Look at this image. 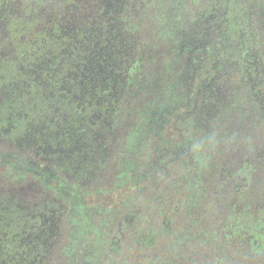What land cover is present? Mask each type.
Returning a JSON list of instances; mask_svg holds the SVG:
<instances>
[{
	"label": "trees",
	"instance_id": "16d2710c",
	"mask_svg": "<svg viewBox=\"0 0 264 264\" xmlns=\"http://www.w3.org/2000/svg\"><path fill=\"white\" fill-rule=\"evenodd\" d=\"M231 1L225 0L224 4ZM24 3L27 6L23 11H33L36 18L20 20L19 28L26 32L21 47L29 62L43 56L48 63L39 75L40 81L30 85L23 109L37 124L36 130L46 123L45 131L55 144L62 142V153L47 162L35 158L33 150L6 147L12 156L6 172L17 179L27 176L33 183L22 196L31 211L37 212L45 205H54L58 210L50 264H89L96 256L105 262L111 258L110 264H138L133 246L147 251L157 241L173 236L180 205L175 193L180 189L176 183L179 178L173 180L175 188L171 195L157 197L144 194L140 197L132 180L109 183L104 178L107 172L116 170L128 151L129 133L132 137L137 126L139 105L148 104L156 64L142 31L153 30L156 36L167 34L173 16L168 13L153 23L148 15V0H24ZM211 12L216 13L214 9ZM205 21L206 44L203 50L199 49L202 55L212 48L206 31H223L213 16ZM223 25L226 33L236 36L235 24L224 21ZM256 41L264 52V11ZM254 65L252 62L247 70ZM172 73L175 70L163 62L157 75L168 80ZM176 73L181 76V69ZM242 76L246 85L252 84L248 88L251 96L262 102L264 89L258 81L249 71L244 70ZM61 85L65 86L63 90H59ZM191 94H179L182 106L192 98ZM212 103L215 106L210 105V112L219 108V103ZM157 123L156 136L168 138L164 132L168 124L165 116L161 115ZM138 153L137 149L130 152L135 156ZM64 168L71 171L65 172ZM168 182L171 181L156 182L153 187L163 189ZM140 208L146 215L143 221ZM107 209L122 211L115 213L118 217H109ZM245 209L237 202L231 205L234 225L232 233L223 238L237 244L240 253L238 258L227 259L230 264H264V216L254 219L250 226L243 225L241 215Z\"/></svg>",
	"mask_w": 264,
	"mask_h": 264
},
{
	"label": "rangeland",
	"instance_id": "374dc122",
	"mask_svg": "<svg viewBox=\"0 0 264 264\" xmlns=\"http://www.w3.org/2000/svg\"><path fill=\"white\" fill-rule=\"evenodd\" d=\"M224 1L148 0L153 23L169 13L172 28L168 35L142 31L156 64L148 104L139 105L128 151L104 179L109 183L132 180L140 197H157L171 195L173 180L179 178L180 189L175 193L180 205L172 238L157 241L147 251L132 247L138 264H230L227 258H238L240 253L237 244L223 238L232 233V203L246 208L241 215L243 225L250 226L264 216V97L256 102L248 89L252 84L246 85L242 76L244 70L249 71L264 89V52L256 41L264 0ZM212 16L223 31L224 21L235 24L237 34L206 31L212 48L202 55L205 20ZM163 62L175 70L171 79L157 75ZM252 62L254 68L247 70ZM179 69L181 76L176 73ZM22 89L20 84L1 88L0 109L12 108ZM181 92L192 93L183 106L178 100ZM160 93L165 96L159 98ZM212 102L219 103V108L210 112ZM161 115L167 119L164 132L168 138L156 136ZM31 140L26 134L18 142L25 145ZM42 145L47 156L60 154L52 139ZM135 149L139 153L131 155ZM160 181L171 182L163 189L153 187ZM107 210L109 217H118L122 211ZM140 214L143 221L146 215L141 208ZM36 221L46 237L50 236L59 222L56 206H47ZM110 259L105 262L96 256L89 264H110Z\"/></svg>",
	"mask_w": 264,
	"mask_h": 264
},
{
	"label": "flooded vegetation",
	"instance_id": "af4514ba",
	"mask_svg": "<svg viewBox=\"0 0 264 264\" xmlns=\"http://www.w3.org/2000/svg\"><path fill=\"white\" fill-rule=\"evenodd\" d=\"M26 6L24 0H4L0 10V89L12 84L23 87L12 108L0 109V264H50L49 255L55 235L52 230L51 235L46 237L45 229L42 231L36 221L37 216L45 213L47 205L37 212L31 211L22 200L25 188L33 185L29 177L17 179L6 172L12 159L6 147L12 145L23 151L33 150L35 158L43 161L53 157L43 151V141L52 139L45 131L46 123L36 130L37 124L23 109L30 85L40 81L39 75L48 63L43 56L29 62L21 47L25 44L26 32L19 28L20 20L36 18L33 11H23ZM64 88L61 85L59 90ZM12 120L16 122L12 124ZM26 134L32 139L30 144H19L18 140ZM56 145L61 154L62 142ZM15 179L18 181L13 182Z\"/></svg>",
	"mask_w": 264,
	"mask_h": 264
}]
</instances>
